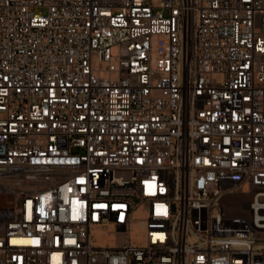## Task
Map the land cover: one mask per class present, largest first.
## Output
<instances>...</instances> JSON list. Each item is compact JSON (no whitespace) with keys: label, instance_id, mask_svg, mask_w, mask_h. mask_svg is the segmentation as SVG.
I'll return each instance as SVG.
<instances>
[{"label":"built area","instance_id":"built-area-1","mask_svg":"<svg viewBox=\"0 0 264 264\" xmlns=\"http://www.w3.org/2000/svg\"><path fill=\"white\" fill-rule=\"evenodd\" d=\"M0 264H264V0H0Z\"/></svg>","mask_w":264,"mask_h":264},{"label":"bare ground","instance_id":"bare-ground-1","mask_svg":"<svg viewBox=\"0 0 264 264\" xmlns=\"http://www.w3.org/2000/svg\"><path fill=\"white\" fill-rule=\"evenodd\" d=\"M133 229L135 231V237H134L135 241L137 243H141V241H142V239H141V229H142V226L140 224H135L133 226ZM99 240L100 241H103L104 239L99 238ZM116 241H117L116 243H121L123 241V239L120 238V237H117ZM114 242H115L114 236H108V238L106 239V243H109L111 245L114 244Z\"/></svg>","mask_w":264,"mask_h":264}]
</instances>
